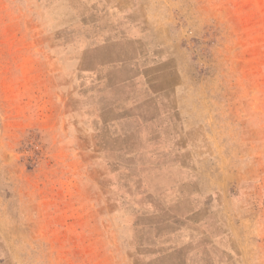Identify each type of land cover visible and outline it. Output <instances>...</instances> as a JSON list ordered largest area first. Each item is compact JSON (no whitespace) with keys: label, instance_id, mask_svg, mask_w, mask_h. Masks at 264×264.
Returning a JSON list of instances; mask_svg holds the SVG:
<instances>
[{"label":"rangeland","instance_id":"obj_1","mask_svg":"<svg viewBox=\"0 0 264 264\" xmlns=\"http://www.w3.org/2000/svg\"><path fill=\"white\" fill-rule=\"evenodd\" d=\"M0 264H264V0H0Z\"/></svg>","mask_w":264,"mask_h":264},{"label":"crops","instance_id":"obj_2","mask_svg":"<svg viewBox=\"0 0 264 264\" xmlns=\"http://www.w3.org/2000/svg\"><path fill=\"white\" fill-rule=\"evenodd\" d=\"M166 71L162 72L159 70L158 73H155V87L154 90L157 94L163 95L167 92V85L164 83V77H166ZM165 84V85H164Z\"/></svg>","mask_w":264,"mask_h":264}]
</instances>
